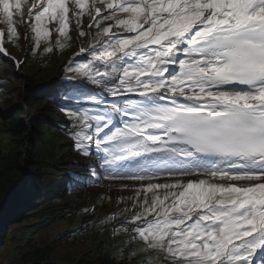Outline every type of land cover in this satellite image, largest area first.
<instances>
[{"label":"snow or ice","instance_id":"obj_1","mask_svg":"<svg viewBox=\"0 0 264 264\" xmlns=\"http://www.w3.org/2000/svg\"><path fill=\"white\" fill-rule=\"evenodd\" d=\"M20 35L29 51L79 42L59 127L88 170L76 183L132 193L112 228L124 258L264 264V0H0L16 74Z\"/></svg>","mask_w":264,"mask_h":264},{"label":"trees","instance_id":"obj_2","mask_svg":"<svg viewBox=\"0 0 264 264\" xmlns=\"http://www.w3.org/2000/svg\"><path fill=\"white\" fill-rule=\"evenodd\" d=\"M18 122V118H15L12 120V127L11 131L9 130V133H4V136H1L2 140H0V205L5 201V199L11 194L13 185L17 182V180L21 177L23 173V169L20 165V158L22 157L21 152L24 145V139L25 135H19L18 130L15 129L14 126H16ZM38 124L35 123L33 127V133L32 138H30V155H28V158L38 159V156L36 154L38 152H42L43 148V132L40 136L37 133L38 132ZM44 131V129L42 128ZM27 131V130H25ZM18 134V136H17ZM29 148V147H27ZM34 164H30L28 166V170L33 166ZM40 177L36 174L32 176L33 179H39ZM24 188H22L23 190ZM22 192V191H21ZM22 193L19 195L21 197ZM5 225L1 227V230L3 231L0 236L3 238V235L5 233ZM19 236L14 237V239H18ZM1 241V240H0ZM1 243V242H0ZM38 255L42 256H48L49 251L41 252L37 251L34 255H31L29 257V260L31 262H34L39 259Z\"/></svg>","mask_w":264,"mask_h":264},{"label":"rangeland","instance_id":"obj_3","mask_svg":"<svg viewBox=\"0 0 264 264\" xmlns=\"http://www.w3.org/2000/svg\"><path fill=\"white\" fill-rule=\"evenodd\" d=\"M73 49V48H72ZM71 49V51H72ZM41 63H42V60L36 62L35 64V67H34V73H38L41 69ZM8 73H12L13 72V69L12 67H9V69L7 70ZM20 75L19 74V91H16L14 94L10 95L9 96V99H11L9 102H6V101H3L0 103V112L1 114L5 117V118H9L13 113H15V111L17 110V103L19 101H21V96L23 95V92L24 90H22L21 88V85H22V81L24 82V74L27 75V72L25 71V69L19 71ZM40 90V86L37 84L36 86L33 87V90ZM39 104L33 106L30 108V112L34 115H36V110L39 109ZM21 123V122H20ZM22 124V123H21ZM24 126H27L28 123H25V124H22ZM30 126V125H29ZM29 132V131H28ZM26 133L27 136L30 137V133ZM29 139H26V141H28ZM27 155H28V151L26 150H23L22 152V162H21V165L25 168L29 163H31V160L29 158H27ZM91 190H94V187L91 188ZM110 192V191H109Z\"/></svg>","mask_w":264,"mask_h":264},{"label":"bare ground","instance_id":"obj_4","mask_svg":"<svg viewBox=\"0 0 264 264\" xmlns=\"http://www.w3.org/2000/svg\"><path fill=\"white\" fill-rule=\"evenodd\" d=\"M64 66H65V65H64ZM64 66L62 67V71H64ZM98 188H99V189H102V190H106V189H104V188H101L100 186H98ZM114 190H115V191H119L118 189H115V188H114ZM114 190H113V191H114Z\"/></svg>","mask_w":264,"mask_h":264}]
</instances>
